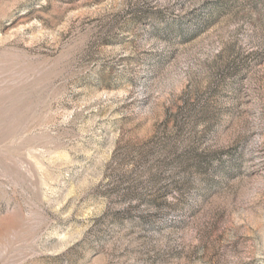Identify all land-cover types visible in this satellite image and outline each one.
I'll return each instance as SVG.
<instances>
[{"label":"rangeland","instance_id":"1","mask_svg":"<svg viewBox=\"0 0 264 264\" xmlns=\"http://www.w3.org/2000/svg\"><path fill=\"white\" fill-rule=\"evenodd\" d=\"M0 264H264V0H0Z\"/></svg>","mask_w":264,"mask_h":264}]
</instances>
